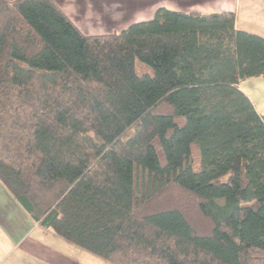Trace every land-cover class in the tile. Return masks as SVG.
Returning a JSON list of instances; mask_svg holds the SVG:
<instances>
[{"label": "trees", "instance_id": "obj_1", "mask_svg": "<svg viewBox=\"0 0 264 264\" xmlns=\"http://www.w3.org/2000/svg\"><path fill=\"white\" fill-rule=\"evenodd\" d=\"M255 77L264 39L232 13L89 37L54 0H0V181L109 264H264V116L239 89Z\"/></svg>", "mask_w": 264, "mask_h": 264}, {"label": "crops", "instance_id": "obj_2", "mask_svg": "<svg viewBox=\"0 0 264 264\" xmlns=\"http://www.w3.org/2000/svg\"><path fill=\"white\" fill-rule=\"evenodd\" d=\"M80 32L89 37L120 34L131 25L151 21L159 9L207 15L232 13L236 30L264 39V0L242 7L241 0H54ZM239 89L264 116V79L240 82ZM5 187V186H4ZM3 189H1L2 191ZM0 200V264H84L90 254L34 221L24 208L3 190Z\"/></svg>", "mask_w": 264, "mask_h": 264}, {"label": "rangeland", "instance_id": "obj_3", "mask_svg": "<svg viewBox=\"0 0 264 264\" xmlns=\"http://www.w3.org/2000/svg\"><path fill=\"white\" fill-rule=\"evenodd\" d=\"M194 1H200V0H183V5H189L191 3H194ZM252 1H256V0H252ZM242 2V7L249 5V3L251 2V0H241ZM264 8V6H263ZM136 71L138 73V75H144V74H150L153 75V71L146 65L140 63L139 61L136 63ZM176 122H178L179 124L182 123L183 121H181L180 119H176ZM1 189H5L3 183L0 181V200L3 198V190L1 191ZM191 219L193 221V224L195 227H197L200 230H204L208 227L207 222L203 221L202 218L198 217V216H191ZM257 259V263L258 264H263V262L260 259L259 255H255ZM84 264H109L105 261H103L102 259L93 256L92 254H88L87 255V259L85 258L83 260Z\"/></svg>", "mask_w": 264, "mask_h": 264}]
</instances>
